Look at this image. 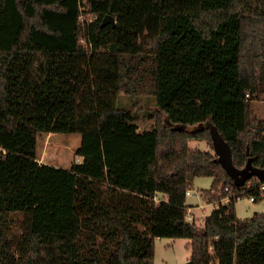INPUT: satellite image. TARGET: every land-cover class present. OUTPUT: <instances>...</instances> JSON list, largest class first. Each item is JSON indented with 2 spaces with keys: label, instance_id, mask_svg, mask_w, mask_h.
I'll return each mask as SVG.
<instances>
[{
  "label": "trees",
  "instance_id": "1",
  "mask_svg": "<svg viewBox=\"0 0 264 264\" xmlns=\"http://www.w3.org/2000/svg\"><path fill=\"white\" fill-rule=\"evenodd\" d=\"M50 53L75 57L76 133L115 135L134 110L157 116L145 147L154 144L147 174L159 203L38 161L39 131L15 117L8 91L18 66L42 80ZM250 95L264 96V0H0V260L10 217L23 215L28 264H154L164 238L191 240V264H264V214L242 220L234 197L221 202L260 180L237 185L220 152L189 147L216 151L218 136L236 169H264ZM202 176L218 207L197 224L187 192ZM89 226L85 255L77 240L62 245Z\"/></svg>",
  "mask_w": 264,
  "mask_h": 264
},
{
  "label": "rangeland",
  "instance_id": "2",
  "mask_svg": "<svg viewBox=\"0 0 264 264\" xmlns=\"http://www.w3.org/2000/svg\"><path fill=\"white\" fill-rule=\"evenodd\" d=\"M49 64L41 68L42 80L31 72L30 66H18L12 73L9 97L16 118L37 127L38 161L75 171L78 174L118 184L126 191L134 190L148 196L155 195L153 182L148 177L149 164L154 160V144L145 147L156 127L157 116L144 110L120 115L119 134H79L74 131L75 115V57L62 53H50ZM128 104L129 98L120 95ZM252 112L264 120V96L250 95ZM153 109V107H152ZM136 111V112H135ZM208 127L216 133L212 124ZM126 135V136H125ZM216 151L205 141L193 140L191 149L220 152L225 157L223 144L216 137ZM217 154V153H216ZM214 179L202 176L194 180L187 196L189 221L203 224L216 208L202 195L210 190ZM157 203L163 195L155 197ZM222 203H226L225 200ZM236 214L242 220L251 219L256 213L264 214V196L251 203L248 197L236 202ZM27 217L12 215L7 226L8 242L0 264H28L30 243ZM94 226L81 231L75 239L63 240L62 245L79 244L80 256L93 249ZM192 241L185 238L157 239L154 264H188L192 257Z\"/></svg>",
  "mask_w": 264,
  "mask_h": 264
},
{
  "label": "water",
  "instance_id": "3",
  "mask_svg": "<svg viewBox=\"0 0 264 264\" xmlns=\"http://www.w3.org/2000/svg\"><path fill=\"white\" fill-rule=\"evenodd\" d=\"M108 21L113 22V18L111 16L106 17L104 19L103 26L106 25ZM222 160L237 185H243L252 178H258L261 182H264V169L254 167L251 164V161L247 163L244 169H236L232 165L229 156H225ZM188 264H191V262Z\"/></svg>",
  "mask_w": 264,
  "mask_h": 264
},
{
  "label": "built area",
  "instance_id": "4",
  "mask_svg": "<svg viewBox=\"0 0 264 264\" xmlns=\"http://www.w3.org/2000/svg\"><path fill=\"white\" fill-rule=\"evenodd\" d=\"M228 191V189H226ZM188 195H191V191L187 192ZM264 196V182H255L254 180H251L248 184L245 190L230 195L229 197H226L221 200H225L226 203L229 202L230 197H234L236 201L240 200L242 197H248L251 203H255L258 198ZM216 208L218 207V203H216Z\"/></svg>",
  "mask_w": 264,
  "mask_h": 264
},
{
  "label": "crops",
  "instance_id": "5",
  "mask_svg": "<svg viewBox=\"0 0 264 264\" xmlns=\"http://www.w3.org/2000/svg\"><path fill=\"white\" fill-rule=\"evenodd\" d=\"M117 134H119V128H118V133H117ZM125 136H126V135H125ZM46 164H49V163H46ZM55 166H57V165H55ZM57 167H59V166H57ZM74 172H75V171H74ZM108 178H111V176H109V177H108V175L104 176V183H106V184H108V185H112V186L118 187V188H121L118 184L114 185V184H111V182L107 181ZM93 179H94V178H93ZM111 180L113 181L112 178H111ZM121 189H123V188H121ZM157 195H158V194L155 193L154 196L156 197Z\"/></svg>",
  "mask_w": 264,
  "mask_h": 264
}]
</instances>
